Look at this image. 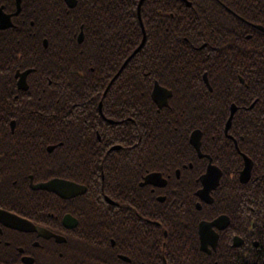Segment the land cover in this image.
<instances>
[{
  "label": "flooded vegetation",
  "instance_id": "1",
  "mask_svg": "<svg viewBox=\"0 0 264 264\" xmlns=\"http://www.w3.org/2000/svg\"><path fill=\"white\" fill-rule=\"evenodd\" d=\"M89 1L98 28L102 17L97 9L101 8V4L103 8L109 5L112 8L120 7L124 15H127L128 4L131 3L136 16L140 18V0ZM207 2L205 0L206 7ZM152 3L154 10L150 18L153 22L152 34L156 46L154 53L161 56V43L164 41L173 56V53L179 50L176 47V39L180 32L176 30V25L181 19L177 20L174 12H188L187 9L191 8L188 9L190 13L196 14L197 10L191 0H153ZM79 4L80 0H0V103L10 104L9 113L2 117L6 119L5 132L0 130V158H9L0 161V264H97V261H103L105 264H191L193 259L201 262V259L206 258L193 257L189 241H177L180 245L185 242L186 256H173L172 253L177 251L172 248L176 240H169L170 235H175L177 227H181L184 221L190 223L192 220V168L195 165L192 149H195L197 162L205 164L204 171L197 178L199 186L195 191V205L198 209L214 203L213 193L225 177V171L214 162L208 151L202 149V143L200 149L204 156H201L191 143L192 133L201 129L179 130V138L188 141V144H183L186 146L183 150H169L171 143L163 146L139 143L142 137L137 143L110 145L107 153L114 159H107V164L112 165L108 171L115 172L120 163L121 171L117 172L118 176L115 178L120 179L121 184L112 181L107 185L94 183L92 175L97 171L95 159H92L89 166L84 167L79 159L55 162L44 159V152H41L37 154L39 159L33 161V148L44 147L42 142L39 145L32 144L33 134L39 131L38 124L46 128L48 121L63 122V131L71 132L73 125L79 136L81 117L90 114L88 109L91 105L86 100L72 95L65 98L72 103L64 104L59 97L60 93L69 92L70 89L66 86L72 84L64 78V23L66 17L77 13L74 10L82 13ZM111 18L107 16V23L108 20L112 22ZM189 19L193 21L191 15ZM125 21L126 19L121 20L124 23ZM248 24L254 30L245 35L246 39L251 38L255 31L264 32L257 27L262 25L252 22ZM141 28L142 40L144 37L147 40L144 25ZM95 30L100 32L97 28ZM74 36L79 42L80 37L84 40L82 25L81 31ZM122 37H127V33H123ZM233 38L238 39L236 31L233 32ZM55 44L56 47L53 46ZM206 45L207 43H204L194 48L202 49ZM121 52L126 54L127 49H122ZM172 56L161 57L163 61L168 62L173 60ZM159 63L152 90L158 82L160 86L171 91L168 105L164 104V97L167 95L165 91L158 93L157 101L152 98L157 111L161 112L170 107L174 92L167 84L161 82L166 77L168 67H160ZM118 73L120 69L109 81L107 91L118 77ZM202 77L204 85L213 90L208 73L205 72ZM240 83L245 84L243 78H240ZM73 84L77 86L78 82L74 81ZM234 84V89L227 87L226 91L233 93L236 98L237 94H240V86H237V82ZM49 85L54 86L49 89ZM47 91L55 93L48 98ZM251 92L256 93L255 87ZM123 93L124 91L121 92ZM51 99L59 104L56 106L59 107L57 112L54 110L55 105L45 104L50 103ZM257 100L258 98L249 108H252ZM109 103L111 113L116 108L113 95H110ZM122 104L121 113H109V116L102 117L108 124V130L112 131V127L120 128L127 135L130 124L128 120L131 117L127 115L130 112L127 105ZM233 106H236L233 119L241 107L248 108L231 101L228 115L223 113L220 116L227 117L228 121ZM98 107L103 115L101 101ZM31 120L36 124L35 127ZM231 126L226 133L225 124L224 135L233 141L228 147H233L236 158L241 161L238 179L242 182L241 173L246 166L247 156L252 162V168L249 180L245 183L252 181L262 193L258 201L254 199L250 203L251 209L222 208L220 213L209 214L200 219L198 249L207 255L218 250L213 264H264V133L258 134L259 129L254 126L250 129L252 135L248 138L249 145L240 144L246 139L241 134L245 130L237 128L233 134L230 131ZM90 132L91 129L88 134ZM201 132L202 141L204 134L202 130ZM1 134H5L4 140L9 139L10 142L1 143ZM165 140H169V137H165ZM59 147H64V143L59 141L46 145L47 155H52ZM90 148L95 157V147L91 144ZM115 154L121 156L124 162L117 160ZM210 158L212 164L222 170V176L218 187L210 193L213 200L208 202L198 195V191L204 187L200 177L207 171ZM11 167L13 177L7 175ZM85 169L89 177L81 179ZM53 180H62L72 186L55 185V191L38 187ZM221 203L225 204L224 199ZM12 215L21 217L25 228L14 227ZM218 218H223L219 226L214 227L219 234L218 243L215 249L209 244L207 248L211 253H208L201 249L199 227L202 222H212ZM261 219L263 224L260 223ZM164 226L169 230L170 227L174 229L169 232ZM241 228L244 230L241 231ZM87 242L105 247V256L93 259L87 255L85 250L92 251L88 249L90 246L84 245ZM71 244L75 246L76 255H65L66 248Z\"/></svg>",
  "mask_w": 264,
  "mask_h": 264
},
{
  "label": "trees",
  "instance_id": "2",
  "mask_svg": "<svg viewBox=\"0 0 264 264\" xmlns=\"http://www.w3.org/2000/svg\"><path fill=\"white\" fill-rule=\"evenodd\" d=\"M191 1L197 10L196 14L190 13L188 9L191 8L187 9L188 12H178L176 11L178 8L174 12V17L177 20L181 18L176 25V30L180 32L176 39V47L179 50L172 56L168 46L164 45V41L161 43L163 49L161 56L173 57V60L168 62L163 61V57L154 53L156 46L152 34L153 22L150 18L153 15L154 5L153 0L144 1L141 17L148 36L146 43L127 62L107 91V85L111 78L142 41L141 21L136 16L135 8L133 10L131 3L128 4L127 15H124L120 7L112 8L109 5L103 8L104 6L101 4V8L97 9V12H101L102 17L100 28H98L91 10V2L80 0L79 6L82 8V13L74 10L77 13L66 17L64 23L63 64L66 70L64 78L72 84L69 87L66 86L70 91L60 93L59 97L62 102H65L64 104L72 103L65 99L72 95L86 100L91 105L88 109L90 114L87 117H81L80 126H78L79 136L76 134L77 131H74L73 125L71 132L63 131L65 127L63 122L56 123V120H52L51 124L52 121H48L46 128L44 125L38 124L39 131H35L33 134L32 144L39 145L42 142L44 147L33 148L32 158L33 161L38 160L37 154L44 152V159L55 162L56 160L77 161L79 159L84 167L85 165L89 166L92 159H95L97 171L92 175L94 183L107 185L109 181H112L115 184H121L120 179L115 178L118 176L117 172L121 171V164L116 166L115 172L108 171L112 165L107 164V159H114L107 153V148L110 145L137 143L142 137L139 143L160 146L171 143L172 146L169 150H183L186 148L183 144H188V141H182L179 138V130L201 129L204 134L202 149L208 151L214 162L222 167L225 177H223L219 188L213 193L214 203L198 209L195 205V201H197L195 191L199 186L197 178L204 171L205 164L197 162L195 149H192V160L195 164L192 168V220L190 223L184 221L181 227H177L174 231L175 235H170L169 240H176H173L172 248H176L177 251L172 253L173 256H186L185 242L182 245L177 243V241L184 240L191 244L193 257L206 258L201 259V262L193 259L191 264H213L217 258L218 250L207 255L198 249V221L209 214L220 213L222 208L251 209L250 203L254 199L258 201L260 193H262L261 189L255 186L252 181L242 183L238 179L241 161L236 158V151L233 147H228L233 141L225 137L224 128L227 117L224 118L220 115L223 113L228 115L231 101L248 107L246 109L241 107L236 113L230 129L233 134L237 128L245 130L241 134L246 139L242 140L240 144L249 145L248 138L252 135L250 129L254 126L259 129L258 134L264 133V32L258 30L251 38H245L247 33L254 30L248 22L264 26V0H207V7L205 0ZM162 7H164L163 4ZM86 9L88 10L84 14ZM108 15L112 17L111 23L110 20L107 23ZM190 15L193 18L192 22L189 19ZM124 19H126L125 23L121 22ZM81 25L85 38L80 43L74 34L81 31ZM95 28L100 32L98 33ZM234 31L238 33V39L233 38ZM125 32L127 37L124 38L122 35ZM204 43L207 45L202 49L194 48L200 47ZM53 46L56 47V44ZM212 46L216 48L214 49ZM122 49H127V53H122ZM158 62H160V67H168L166 77L161 82L167 84L174 92L170 100V107L161 112L157 111L151 97ZM205 72L208 73L213 90H209L203 83L202 76ZM238 75L244 79L245 84L240 83ZM74 81L78 82L77 86L73 84ZM234 82L240 86V94H237L236 98L233 93L226 91L227 87L234 89ZM53 86L47 87L50 89ZM253 87L256 89L255 94L251 92ZM122 91H124L123 94H121ZM47 92L48 98L55 93ZM110 95H113V101L116 104V108L111 113L108 108ZM256 98L258 100L255 105L249 108ZM100 101L102 102L103 115L98 107ZM49 102L45 104L49 106L53 104L55 107L59 105L52 99ZM122 103L127 105V109L130 111L127 115L131 117L128 120L130 124L127 135L120 128L112 127V131L108 130V124L103 118L109 116V113L111 115L117 114V112L121 113ZM9 107V103H0V130L2 133L5 132L4 123L6 120L2 117L9 113ZM58 108L54 109L55 112L59 110ZM31 122L35 127L34 121L31 120ZM44 128L45 130H43ZM90 129L91 132L88 134ZM137 133L138 135H136ZM134 134L136 136L133 137ZM1 136H3L1 143L10 142L9 139L4 140L5 134H1ZM167 136L169 140H165ZM59 141L64 143V147H59L52 155L50 153L47 155L45 146ZM91 144L96 149L95 157L91 153ZM262 144L264 145V142ZM161 150L164 149L161 148ZM115 155L117 160L124 162L121 156ZM6 159L9 160V158L1 157L0 161ZM12 170L11 167L7 174L9 177H13ZM83 174L81 179L89 177L86 169ZM223 199L225 204L221 203ZM260 223L263 224V219ZM165 226L164 228H167ZM173 229L170 227L168 230L172 232ZM243 230L241 228V231ZM84 245L90 246L88 249L92 251H85L93 259L101 255L105 256V247L90 242L84 243ZM65 255H76L74 244L66 248ZM97 264H105V262L97 261Z\"/></svg>",
  "mask_w": 264,
  "mask_h": 264
},
{
  "label": "water",
  "instance_id": "3",
  "mask_svg": "<svg viewBox=\"0 0 264 264\" xmlns=\"http://www.w3.org/2000/svg\"><path fill=\"white\" fill-rule=\"evenodd\" d=\"M145 0H140L139 2V10L143 4ZM258 28L264 30V27L262 26H257ZM82 36V35H81ZM145 40L146 38L144 37V39L142 40L141 44L139 45V47L134 51L133 54H136L140 48L143 47L144 43H145ZM80 41H82V38L80 37ZM131 57H129L127 59V61L124 63V65L122 66L121 70L125 67V65L127 64V62L129 61ZM117 77V75L114 77V79ZM205 79L206 81L208 82V79H207V76H205ZM165 91L167 93V95L164 97L165 99V105H168V98L171 96V91H168L167 89L163 88L162 86H160V84L158 82H156L155 86H154V89L152 90V98L157 101L158 100V93L159 92H163ZM168 91V92H167ZM235 110H236V106H233L232 107V111H231V114H230V117L226 123V133L228 132L230 126H231V123H232V120H233V116H234V113H235ZM201 137H202V132L201 130H195L193 133H192V136H191V143L193 144V146L196 148V150L199 152V154H201V156H204L202 155L201 153ZM246 166L244 168V170L242 171L241 173V180L242 182H247L249 180V176H250V173H251V168H252V162L251 160L246 156ZM221 176H222V170L212 164V159L210 158V163L207 167V171L201 175L200 177V180L203 184V188L198 191V195H200L201 197H203L206 201L208 202H211L213 200V197L211 196V191L216 189L218 187V185L220 184V179H221ZM55 185L56 187H59V186H72V184H69L67 182H63L62 180H53L49 183H46V184H42V185H39L38 187L39 188H45V189H49V190H54L55 191ZM223 220V218H218L212 222H202L200 224V227H199V233H200V237H201V249L208 252V253H211V250L208 249V245L211 244V246L215 249L216 246H217V243H218V239H219V234L218 232L214 229V227H218L220 221ZM11 221L13 222V226L14 227H17V228H20V229H23L25 228L24 227V221L21 217H18V216H15V215H12L11 216Z\"/></svg>",
  "mask_w": 264,
  "mask_h": 264
}]
</instances>
